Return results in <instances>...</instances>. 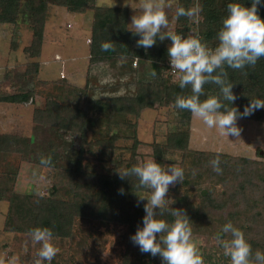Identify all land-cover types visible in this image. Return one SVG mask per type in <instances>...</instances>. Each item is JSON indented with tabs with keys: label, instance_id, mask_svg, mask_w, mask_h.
Listing matches in <instances>:
<instances>
[{
	"label": "trees",
	"instance_id": "trees-1",
	"mask_svg": "<svg viewBox=\"0 0 264 264\" xmlns=\"http://www.w3.org/2000/svg\"><path fill=\"white\" fill-rule=\"evenodd\" d=\"M23 0H0V23L14 25L17 23L21 3ZM49 0H26L30 5V22L33 27V41L42 43L44 27ZM61 6L71 7L76 12H84L93 5L94 15L92 22V35L90 43L91 62L93 64L110 59H131L136 62L139 58L151 61L152 71L157 75L152 80L136 79L134 88L118 94L92 97L88 88L90 81L87 80L83 87H70V91L60 94L57 99H51L45 103L43 108H37L33 113L34 119L43 125L55 127L61 131H70L79 136L80 143L75 146L74 140L65 139L59 134V142L62 151L55 155L53 166L63 157L66 159L65 167L58 176L55 187L68 188L71 196L61 199L52 196H19L14 195L9 183L0 180V200L8 199L14 203L7 224L15 213L21 214L26 220L24 227L18 231L29 234V229L38 225L52 227L55 237L69 238L72 236L73 225L76 218H87L99 220L104 223L117 222L126 224L130 230V237L135 233L137 227L142 224L145 215L143 204H137L138 189L135 186L136 178L120 179L118 166L129 167L132 164L142 162L141 152L138 146L141 140L136 135L135 124L129 116L139 117L141 112L147 108H155L166 105H174L177 94H188L190 88L181 89L178 77L170 75L167 70L166 61L169 60L167 47L171 43L169 39L157 40L152 47L145 49L138 47L134 36L128 27L127 7L101 6L96 0H50ZM230 0H199V12L202 18L199 23V34L208 42L209 46L216 43L215 36L221 26L222 18L227 14L226 5ZM250 6L251 0H246ZM194 9V0H178V7ZM261 16H264V4L258 6ZM196 29L194 21L188 16H176V26L173 31L190 34ZM111 42L113 48L103 51L100 47L102 42ZM39 49L37 48L36 51ZM137 58V59H136ZM136 59V60H135ZM36 65V64H35ZM139 67L135 66V72ZM228 79L233 85V92L237 99L233 102L242 112L252 97L264 98V57H261L253 66L244 69L227 68ZM63 78V77H62ZM169 79V82L166 80ZM205 93L210 94L218 90L214 84H205ZM72 89V90H71ZM61 91V89H60ZM33 90L20 91L6 94L2 100L13 103H25L33 97ZM68 99L64 100L63 97ZM204 97L202 96L201 99ZM181 122L186 124L185 129H175L167 134L163 143L153 142L152 156L161 163H165L164 156L169 151H181V166L185 169L183 181L176 182L171 188L172 203L168 197L171 208L181 209L191 219L193 233H203L205 230L216 235L222 225L231 220L234 225L241 227L252 244L253 251L264 250V159H256L245 156H233L222 152L204 149H191L189 147L190 129L189 124L192 114L188 110L179 111ZM243 119L264 122V108L257 109L251 115ZM104 121L109 136H104L91 145L109 148L111 154L119 150L117 140L122 137L113 127L127 126L132 130L130 137L133 142L128 146L129 154L113 159L115 165L110 172H90L83 165L86 157L87 130L91 123ZM60 144V143H59ZM27 142L22 136L16 134H0V154L6 153L12 156H26ZM216 155L220 156L222 171H227L231 180L226 184L225 190L211 187L201 188L199 195L201 202L194 205L187 199L186 193H181L180 186L191 184L190 177L194 168L200 169L196 176L202 172L213 169L209 161ZM23 157V156H22ZM63 158V159H64ZM230 160H233L232 162ZM11 181L10 178H8ZM193 179V176H192ZM133 180V181H132ZM9 184V185H8ZM123 187L124 193L119 189ZM55 189V188H54ZM56 193V191H55ZM171 221L173 217L166 214ZM28 221V222H27ZM14 220H12L13 224ZM215 224V225H213ZM218 224V225H216ZM129 237L128 249L125 253L123 264L130 262L131 250L134 245ZM157 256L150 253L140 252L138 264H159ZM223 262L230 264L228 257L223 256ZM58 264V263H56Z\"/></svg>",
	"mask_w": 264,
	"mask_h": 264
},
{
	"label": "rangeland",
	"instance_id": "rangeland-1",
	"mask_svg": "<svg viewBox=\"0 0 264 264\" xmlns=\"http://www.w3.org/2000/svg\"><path fill=\"white\" fill-rule=\"evenodd\" d=\"M126 2L96 0L95 3L101 6L127 7L129 24L132 16L139 11L136 8H139L140 0ZM166 3L169 29L173 31L176 26L178 0H166ZM194 5L195 12L191 20L196 27L202 20L199 0H194ZM30 14V5L23 0L17 23H0V134L22 136L28 146L27 155H22L23 157L0 154V180L10 184L8 185L14 195L37 197L55 194L54 197L68 199L71 196L68 188L54 186L65 167L66 159H59L55 166L53 160L55 155L62 151L61 144L66 145L65 141L59 142V134L64 135L65 139L74 140L75 146L80 143L79 135L38 123L33 116L35 110L43 108L49 100L57 99L58 91L64 94L70 91V87H83L87 80L90 81L88 91L92 97L132 91L134 81L139 78L157 82L151 76V61L146 58H136L137 64L132 62V66V60L123 57L95 64L91 62L93 5L84 12H76L71 7L61 6L49 0L41 44L33 41ZM135 66L139 67L136 72ZM166 81L169 82V79ZM30 90L34 92L33 97L25 103L1 99L6 94ZM63 99L67 100L68 97ZM179 111L180 109L170 104L144 109L138 118L132 115L128 117L132 122H136V135L141 140L138 149L143 159L153 157V142L163 143L170 131L186 128V124L178 117ZM237 123L242 129L239 137L221 136L215 128L209 129L202 121L192 116L189 124V147L194 150L204 149L233 156L264 159V122L240 118ZM126 127L112 129L122 135L116 143L119 150L113 155L109 148L90 146V142L109 136L104 121L91 123L87 130L88 140L84 143L87 148L83 161L85 169L90 172H110L115 165L112 158L128 156V146L132 144L133 139L130 137L132 130ZM41 156H51V167L40 164ZM164 159V164L176 163L181 166L182 152L169 151ZM119 168L124 166H118ZM194 170L193 179L190 177L191 184L179 188L181 193H186L193 206L201 202V188L211 187L223 192L226 184L232 181L230 175L227 181H221L222 178L225 179L227 171L217 173L209 169L197 177L196 172L200 169ZM175 184L170 185L166 193L170 202L173 199L171 188ZM136 198L138 200V194ZM140 203L144 204L146 201ZM12 204L14 203L8 199L0 200V264H7L8 258L14 254L20 257L21 264H33L39 245L33 246L30 235L18 231L19 227L28 224L24 223L26 220H23L19 212L15 213L7 224ZM129 237L130 230L126 224L76 218L71 237H56L60 250L51 264H123ZM193 240L199 246L205 264H225L223 249L216 235L207 230L203 233L195 232ZM140 252L139 247L134 244L130 257L132 264H138L136 261ZM156 258L161 264V257L157 255Z\"/></svg>",
	"mask_w": 264,
	"mask_h": 264
},
{
	"label": "clouds",
	"instance_id": "clouds-1",
	"mask_svg": "<svg viewBox=\"0 0 264 264\" xmlns=\"http://www.w3.org/2000/svg\"><path fill=\"white\" fill-rule=\"evenodd\" d=\"M262 4L264 0H251L250 6L246 0H230L214 46H209L199 33L183 34L170 30L166 0H140L139 8H136L139 11L132 16L127 27L134 36H138V47L148 49L157 40L166 38L171 41L167 47L170 69L178 77L181 89L190 88L188 94H177L175 107L188 110L194 118L209 129L215 128L221 136L239 137L242 129L238 119L264 108V98L258 97H252L242 112L234 106L237 96L226 70V67L242 70L264 57V16L258 10ZM194 12L192 8L181 6L176 9V16L192 17ZM100 47L108 51L113 44L106 41ZM156 75L155 71L151 72V76ZM205 84H214L218 90L206 94ZM209 163L213 171L222 172L219 155ZM40 164L51 167V156H41ZM118 175L122 180L135 177L138 206L141 201H146L142 224L130 237L133 244L141 252L159 255L161 264H205L200 248L193 240L191 219L184 210L171 208L172 202L169 203L166 196L170 185L184 180L185 169L176 163L164 164L151 157L119 168ZM119 191L123 194V187ZM166 214L173 219L169 221ZM28 231L32 245H39L33 264H51L60 250L52 227L38 225ZM216 239L230 264H264V250L253 251L245 231L231 220L222 225ZM7 264H21L20 257L12 255Z\"/></svg>",
	"mask_w": 264,
	"mask_h": 264
},
{
	"label": "built area",
	"instance_id": "built-area-1",
	"mask_svg": "<svg viewBox=\"0 0 264 264\" xmlns=\"http://www.w3.org/2000/svg\"><path fill=\"white\" fill-rule=\"evenodd\" d=\"M199 32V28L196 26V29L194 31H192L190 34H195V33H198ZM134 64H136V62H134ZM166 66H167V70H168V73L170 75H173L172 73V70L170 69V63H169V60L166 61ZM62 75L64 76V74L62 73Z\"/></svg>",
	"mask_w": 264,
	"mask_h": 264
}]
</instances>
